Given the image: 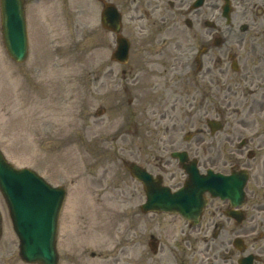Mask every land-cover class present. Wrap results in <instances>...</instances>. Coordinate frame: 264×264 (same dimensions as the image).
Instances as JSON below:
<instances>
[{
  "label": "rangeland",
  "instance_id": "1",
  "mask_svg": "<svg viewBox=\"0 0 264 264\" xmlns=\"http://www.w3.org/2000/svg\"><path fill=\"white\" fill-rule=\"evenodd\" d=\"M25 1L29 54L24 63H14L7 56L0 32V150L13 166L29 168L52 186L66 189L56 242L59 264H150V235L164 246H171L187 228L178 217L141 214L139 205L144 201L141 185L130 177L123 162L145 164L170 136L175 144L174 148L167 147V156L173 149H185L187 144L194 146L198 142L199 159L206 162L202 168H214L209 158L211 136L204 123V117H211L209 100L201 107V115L196 114L197 118L201 116L199 123L194 119L195 109L186 108L184 114L180 110L170 111L171 122L151 123L153 111L159 119L169 110L164 106L169 102L170 95L165 93L169 89L152 92L151 81L159 79L145 67L140 74L135 70L125 77L117 72L109 74L108 66L115 68L109 63L114 42L99 23L98 0ZM232 1L234 8L228 27L221 16V2L216 0L213 20L220 34L236 40L264 37V0ZM253 5L257 8L253 9ZM205 10L206 7L202 13ZM241 24L249 26L247 34L238 31ZM140 26L138 22L135 30ZM176 26L175 34L167 39L172 44L161 55L169 59L178 58L184 37L183 28L179 23ZM148 28L147 25L145 34ZM150 42L146 37L145 43L133 51L131 44V54L158 62V70L161 56L152 55L158 47ZM188 82L189 99L200 98L201 102L204 93H198ZM133 96L137 100L128 105ZM246 96L251 99L254 95ZM233 107L240 111L242 106L235 102ZM100 110L103 112L98 116ZM167 125L168 132L164 133ZM196 127L203 128L201 139L197 136L198 141L194 142L191 137L178 147L183 135L193 134ZM227 133L226 128L217 133L218 142L224 143ZM223 146L218 148L221 155L217 157V166L227 172L228 166H222L223 156L231 147ZM228 158L238 161L235 157ZM180 184L177 177L171 181L173 188ZM253 188L248 185L250 202L254 196L259 197ZM218 205L221 203L211 202L202 226ZM0 213V264H25L19 258L18 240L1 195ZM225 224L227 228L222 235L226 234L217 237L214 245L220 246L221 241L228 245L232 241L231 224ZM188 237L193 246H204L202 237L194 233Z\"/></svg>",
  "mask_w": 264,
  "mask_h": 264
},
{
  "label": "flooded vegetation",
  "instance_id": "2",
  "mask_svg": "<svg viewBox=\"0 0 264 264\" xmlns=\"http://www.w3.org/2000/svg\"><path fill=\"white\" fill-rule=\"evenodd\" d=\"M161 1L165 2L162 7L159 6ZM193 2L195 0H116L117 8L124 18L122 33L131 42L132 51L134 47H141L147 37L151 40V46L158 47L152 55L161 56L166 46L172 44L171 41L167 42V39L175 34L173 31L176 30L178 23L176 19L182 23L181 35L184 36L180 41L182 46L179 48L178 58L174 56L175 58L169 59V56H161L160 69L157 70L158 62L147 61L131 54L125 69L122 70L123 75H129L135 70L137 74H140L143 67L156 74L159 80L151 81V89L155 93L160 88L169 89L165 92L170 95L169 102L164 104L169 106V110L162 118L169 120L172 119L170 111L185 107L189 109L194 107L197 110L198 106L191 103L195 98L190 101L188 97L185 98L186 80L195 83L198 92L204 93L203 99L209 98L211 115L227 127L228 133L224 136V143L218 142L217 136L211 135L212 154L210 153L209 156L211 163H217V155L220 151L218 148L222 145H224L223 148L231 147V150L225 153L228 157L234 156L239 159L245 155L247 159L241 161V164L247 170L248 181L254 187L253 189L256 188L255 191L259 193V197L254 196L251 202L248 197L243 207L245 220L242 224L246 221L247 223L240 232L245 249L227 247L222 241L221 245L217 246L211 244L212 240L207 239L205 248L199 249L191 244L188 237L190 233L180 229L183 230L181 236L173 241V245H162L160 249H148L149 263L238 264L242 257L252 255L253 264H264V128H261L262 130L254 128L257 125H264V37L258 38V47H255L253 42L243 46L242 40L229 37L221 39L220 46H217L214 39L218 36V29L216 26L211 27L212 24L208 23V21L213 22L217 8L215 0H203V5L198 8L192 5ZM203 7H206V10L202 13ZM143 20H146L147 24ZM138 22L141 26L135 30ZM147 25L149 28L145 34ZM194 49L196 53L189 56ZM187 92L190 93V91ZM247 94L254 96L250 99L246 96ZM136 100L137 97L133 96L128 104ZM235 102L242 107L240 111L232 112L237 117H231L229 108H234ZM196 129L201 132L200 128ZM198 137L201 139L200 136ZM240 140V144L236 146L235 144ZM196 141L198 138H195L194 142ZM174 142V137L167 136L160 149L158 147L157 154L146 162L148 171L155 176H160L162 182L169 186L175 177L179 184L185 180V175L177 162L173 161V163L163 155L167 147L173 146ZM180 144L181 141H179ZM182 150L188 154L189 159L198 158L199 143L197 142L194 146L187 144ZM196 162L197 166L201 164L198 159ZM227 162L228 160H225V163ZM238 166L236 164L235 167ZM231 167L233 164L230 165ZM168 175H170L169 178H167ZM253 194L256 195V192ZM216 216L214 212L203 229L195 234L202 233L205 236L208 232L211 236H215L225 232L224 221L218 222ZM218 216L222 215L218 214ZM253 221L256 223L250 224ZM228 222L236 226L241 224L231 219ZM190 229L188 228L187 231ZM238 231L239 229L236 230ZM255 231L258 235L257 242L249 240Z\"/></svg>",
  "mask_w": 264,
  "mask_h": 264
},
{
  "label": "water",
  "instance_id": "3",
  "mask_svg": "<svg viewBox=\"0 0 264 264\" xmlns=\"http://www.w3.org/2000/svg\"><path fill=\"white\" fill-rule=\"evenodd\" d=\"M228 6V0H225ZM223 14L228 18V7ZM106 26L118 31L114 9L109 7ZM1 26L3 42L9 56L17 63L27 56V33L22 0H1ZM104 24V23H103ZM118 48L113 59H127L128 44L118 38ZM211 126V125H210ZM212 127V126H211ZM180 161L181 154L175 155ZM132 177L142 182L146 203L143 212L179 213L196 223L205 205L203 194L209 191L213 197L229 199L232 206L240 205L243 199L244 176L215 175L211 171L206 176L198 175L194 169L188 170L189 182L177 192L159 187L142 169L134 164L126 166ZM0 192L9 208L14 231L20 240V255L32 263L57 264L55 240L57 221L64 200L62 188H51L38 176L27 169H14L0 152ZM1 233V232H0Z\"/></svg>",
  "mask_w": 264,
  "mask_h": 264
}]
</instances>
